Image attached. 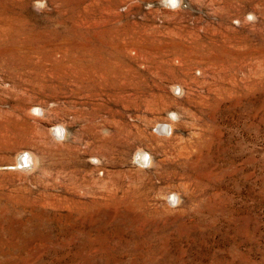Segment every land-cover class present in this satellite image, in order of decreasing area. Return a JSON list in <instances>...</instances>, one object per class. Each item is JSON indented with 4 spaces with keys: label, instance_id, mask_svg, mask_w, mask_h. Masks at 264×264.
I'll list each match as a JSON object with an SVG mask.
<instances>
[{
    "label": "rangeland",
    "instance_id": "rangeland-1",
    "mask_svg": "<svg viewBox=\"0 0 264 264\" xmlns=\"http://www.w3.org/2000/svg\"><path fill=\"white\" fill-rule=\"evenodd\" d=\"M0 264H264V0H0Z\"/></svg>",
    "mask_w": 264,
    "mask_h": 264
},
{
    "label": "bare ground",
    "instance_id": "bare-ground-1",
    "mask_svg": "<svg viewBox=\"0 0 264 264\" xmlns=\"http://www.w3.org/2000/svg\"><path fill=\"white\" fill-rule=\"evenodd\" d=\"M134 59H135V58H134ZM137 60H138V59H137ZM119 67H120V66H119ZM123 67H124V66H123ZM127 68H128V67H127ZM122 70H123V69H122ZM123 72H124V71H123ZM127 72H128V71H127ZM134 72H135V71H134ZM124 73H125V72H124ZM124 73H123V74H124ZM139 73H140V71H139ZM125 74H126V73H125ZM130 76H131V75H130ZM136 79H137V78H136ZM130 80H131V79H130ZM128 81H129V80H128ZM135 81H136V80H135ZM130 82H131V81H130ZM138 83H139V82H138ZM124 88H125V87H124ZM123 90H124V89H123ZM123 93H124V92H123ZM134 97H135V96H134ZM88 114H89V113H88ZM88 114H87V115H88ZM122 114H123V113H122ZM92 115H93V114H92ZM135 115H136V114H135ZM122 116H123V115H122ZM124 116H125V115H124ZM136 116H137V115H136ZM89 121H90V120H89ZM117 122H118V121H117ZM123 122H124V121H123ZM120 123H121V122H120ZM92 125H93V124H92ZM126 125H127V124H126ZM89 127H90V126H89ZM93 127H94V126H93ZM87 129H88V128H87ZM128 129H129V128H128ZM91 131H92V129H91ZM140 156H141V158H142L143 160H146V157H145L146 155H145L144 153H142ZM26 159H27V158H26ZM35 159H36V158H35ZM28 161H29V160H28ZM28 161H27V162H28ZM147 163H148V162H147ZM22 164H23V163H22Z\"/></svg>",
    "mask_w": 264,
    "mask_h": 264
}]
</instances>
